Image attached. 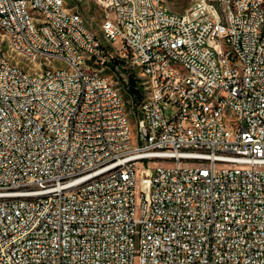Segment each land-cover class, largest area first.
<instances>
[{"label": "built area", "instance_id": "built-area-1", "mask_svg": "<svg viewBox=\"0 0 264 264\" xmlns=\"http://www.w3.org/2000/svg\"><path fill=\"white\" fill-rule=\"evenodd\" d=\"M73 1L34 0L49 21L33 33L22 0H0L16 51L42 58L27 71L0 48V264H264V0L224 1L223 16L217 0L183 14L167 0ZM82 2L100 3L98 42Z\"/></svg>", "mask_w": 264, "mask_h": 264}, {"label": "bare ground", "instance_id": "bare-ground-1", "mask_svg": "<svg viewBox=\"0 0 264 264\" xmlns=\"http://www.w3.org/2000/svg\"><path fill=\"white\" fill-rule=\"evenodd\" d=\"M224 1L229 0H217V3H214V11L216 16H223V4ZM55 2H61L62 7H66V3L64 0H55ZM200 3V0H197ZM100 7V3H97ZM22 10L24 17L26 18H34L36 17L38 20H30V30L33 33H42V26L41 23H48L49 21V14L48 11L43 10L40 6L34 5V0H22ZM77 20L79 24H85L82 18L77 14ZM206 23H214V16H206ZM0 31L3 33L4 37L6 38V43L8 45L9 50L12 53H17L24 56L28 61L37 64L39 68L42 66V58H35L31 56L29 53H20L16 51V44L13 39H10V34L6 30ZM229 33H231V26L229 23H222L220 29V39H227L229 37ZM89 39L91 42H98V37L94 34V32L89 28ZM205 42L208 44V50L210 51V69H218V62L220 61V54L217 52V38H215L214 34L212 33H205ZM69 44L70 49L73 50L74 54H81L83 53V46L77 41V35H69ZM1 52H2V60H8V62H12L10 58L7 56L5 52L4 46L0 45ZM16 54V55H17ZM13 63V62H12ZM20 64V63H19ZM36 66V65H35ZM38 66H36L38 68ZM140 71L141 80L143 83H150V74L147 73L143 66H133ZM38 68V69H39ZM23 70H27L22 67ZM34 69V68H33ZM35 69V70H38ZM27 71H34V70H27ZM169 71H175V73H183V64L181 62H174V64H169ZM135 74V73H134ZM138 74V75H139ZM101 79L102 81L108 84V89L110 95L115 96L116 100L121 103V113H127L126 110V103L117 88L114 87L110 78L102 74L101 71ZM217 79L221 82H227L228 85H235V77L228 76L226 71L224 70H217ZM145 96H153V86H146L145 87ZM200 113H212V109H200ZM217 113H225L224 105H217Z\"/></svg>", "mask_w": 264, "mask_h": 264}, {"label": "rangeland", "instance_id": "rangeland-1", "mask_svg": "<svg viewBox=\"0 0 264 264\" xmlns=\"http://www.w3.org/2000/svg\"><path fill=\"white\" fill-rule=\"evenodd\" d=\"M64 1L66 3V7L75 4L73 0H64ZM167 5L172 12L183 14L186 11H188L192 6H200V3H198L197 0H167ZM78 6L81 12H78L77 14L82 18L85 24L88 23V25L91 27L90 29L98 37V35H100V26L103 19V15L102 12L100 11V7L98 6L97 3H93V2L92 3L82 2L79 3ZM5 41L6 38L4 37L3 33L0 31V45L2 44L4 46L7 56L10 58V60L13 63L16 64L20 63L19 65L27 70H35L39 68L37 64L28 61L24 56L17 53H12L9 50L8 45ZM35 65L38 66V68ZM133 72L138 77V79L142 81L140 78L141 75L139 74L140 71L138 69L135 70V68L133 67ZM102 74L110 78L114 87L117 88V90L125 100L127 113H133V102L131 100L130 93L123 88L121 81L116 79L114 72L102 71ZM134 105H136V101L134 102Z\"/></svg>", "mask_w": 264, "mask_h": 264}, {"label": "trees", "instance_id": "trees-1", "mask_svg": "<svg viewBox=\"0 0 264 264\" xmlns=\"http://www.w3.org/2000/svg\"><path fill=\"white\" fill-rule=\"evenodd\" d=\"M134 73V72H133ZM134 78H136V79H138V77L134 74ZM138 81H140L139 79H138ZM131 90H132V92H135V90H134V82H133V80H131ZM128 91V90H127ZM129 92V91H128ZM140 96V95H139ZM130 97H131V94H130ZM140 98V97H139ZM132 102H133V100H132Z\"/></svg>", "mask_w": 264, "mask_h": 264}]
</instances>
